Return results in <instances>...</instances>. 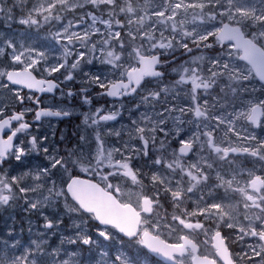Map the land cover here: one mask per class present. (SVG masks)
Masks as SVG:
<instances>
[{"label": "snow or ice", "instance_id": "1", "mask_svg": "<svg viewBox=\"0 0 264 264\" xmlns=\"http://www.w3.org/2000/svg\"><path fill=\"white\" fill-rule=\"evenodd\" d=\"M254 3L0 0V25L7 29L0 31V89L14 101L0 99V206L23 199L26 212L43 217L37 235L60 234V244L47 251L49 264H80V249L65 243L95 248V264H135L114 237L134 241L141 256L158 255L164 264H264V139L251 132L264 129V95L242 101L230 113L209 116L200 110L210 94L205 90L232 78L233 52H242L264 80V47L257 46L264 40V9L248 17L246 9ZM42 29L45 39L59 45L55 59L26 39ZM192 46L199 55L179 64L167 61L178 49L192 54ZM217 46L223 54L208 55ZM94 60L108 66L110 76L84 72ZM57 91L62 100L88 106L75 146L64 151L58 144L50 147L48 135L39 132L42 118L72 114L61 104L41 107V95ZM100 97L116 98L121 107L120 98H131L139 118L117 128L109 123L120 116L115 105L93 106ZM60 140L69 144L63 134ZM41 154L44 162L32 167L29 158ZM240 156L253 158L259 171L236 167ZM97 180L106 182L120 206L134 211L129 226L106 220L82 202L84 182ZM53 207L58 211H42ZM160 211L174 240L162 239L154 221L155 227L139 231L141 218L150 221ZM0 243V252L19 245L13 264H39L49 241L21 244L9 231Z\"/></svg>", "mask_w": 264, "mask_h": 264}, {"label": "rangeland", "instance_id": "2", "mask_svg": "<svg viewBox=\"0 0 264 264\" xmlns=\"http://www.w3.org/2000/svg\"><path fill=\"white\" fill-rule=\"evenodd\" d=\"M208 3H223V0H207ZM261 9H264V5H261L259 3V0H255V3L252 5L251 8L246 9L247 15L248 17H250L253 14H258ZM210 9H206V11H208ZM214 10V9H211ZM20 26H17V28H19ZM0 31H7V29L3 26L0 25ZM45 30H41L39 34H37L35 31H33L32 34H29L26 39L28 40L29 43H34L39 45L43 50L47 51L50 55L51 58L55 59L56 57H58L60 55V52L58 51L59 45H56L54 41L51 40V38L49 37L48 39H45ZM245 31L247 32H251L253 31L252 28H247L245 29ZM21 35H23V32H21ZM255 39V37H254ZM258 43L260 45H264V40H259ZM218 53H221L218 52ZM200 52H196V54H192V55H199ZM223 54V53H221ZM190 54L186 53L183 49H178L177 51H175L171 56L167 57V61L171 62V63H183L184 61L190 59ZM230 64L233 66V71L231 73V76H233L231 79L227 76H225L224 78L226 80H230V82H234L236 83L235 86H233V90L235 92L244 94L245 97H249V98H257L254 95V92L256 90L255 85L253 84V79H252V74L250 73V70L248 69V67L244 64H241L238 59H236V57H231L230 58ZM83 71L96 75V76H100L102 79L105 78L106 76H110V72H109V68L106 65L101 64L98 60H94V62L92 64H85L83 66ZM59 75V74H57ZM173 76V74L170 71L169 68V74L167 76V79L169 77ZM239 81H242L243 83H239ZM245 83V84H244ZM79 84V83H77ZM226 87V91L229 90V86H225V81L224 82H220L218 84H216V91L213 90H205L208 91L210 94L207 96V99L204 101V103L201 106V111H204L205 109H207V115H211L213 112H228L227 110L224 109V111L222 110L223 108L226 107L225 104V100L221 98V95L219 94L218 90H222L225 89ZM93 92H95V89L93 90ZM0 93H2V95H0V99H3L5 102L9 103L10 105L14 104V101L12 100L10 94L8 93L7 90H3L0 89ZM53 94V93H52ZM50 94V95H52ZM56 97H59V92H56ZM249 98H242L241 100L243 102H250ZM181 99H184V97H181ZM125 106L121 107L120 105V101H116V100H109L108 103L105 102H101L99 101L98 98H96V105H104L105 107L108 108H112L113 105H115L114 110L118 111L120 113L121 119L119 121H117L116 123H114L116 125L117 128H120L122 126L127 127L130 126V122L132 119H138L139 118V113L136 112V105L135 103H133L130 99H127L125 97H123ZM171 102V101H170ZM177 104H179V101H175ZM64 106V105H62ZM129 109H131V112H135L136 115L133 116ZM69 111L72 113L70 116L72 117H77L78 118V126L76 127H72V126H66V127H62L61 132L59 131V137H61V135L63 134L64 137L67 135V129L68 132L71 133V135H75L77 133H81L82 129H83V115L82 113L87 112L88 110L85 109V106H82L81 103H79V107L78 108H71L69 107ZM229 113V112H228ZM46 124H52V132H48V129H50V126L45 125ZM44 125H42V127H40L39 130H45L47 131V133L49 135H51L52 137V133L57 131V125L56 123H50V122H45ZM187 127V126H186ZM262 130V131H261ZM261 130L259 132L263 133L264 129L261 128ZM89 132H91V129H89ZM253 135L258 137V133L259 132H253L251 131ZM77 140H78V136L76 135ZM259 138V137H258ZM110 141L115 139V137H109L108 138ZM125 139H127V137H125ZM261 139H264V137H261ZM71 146H75V143H72ZM66 149V148H65ZM38 165V164H37ZM238 168H244V169H250L255 167L257 169V171H259L260 165L257 164L254 159H243V160H239V162L236 165ZM223 195V194H222ZM122 199L124 200H128V194L127 193H122ZM17 202L14 203L12 202V204L10 206H0V242L2 241H7L8 240V233L9 231H12L13 235L15 237H17L20 240L21 244H30L31 241L36 240V241H43L45 239H47L49 241V243L47 244H43L42 248L45 250V255L43 257L40 258L39 264H49L50 260L52 259L50 256L47 255V251L50 250L53 246L55 245H59L60 244V238H59V242H52V236L49 237H44V236H39L37 235L38 231H43V224L41 225V227H37V223L36 221L33 220V218L31 217H35L37 218L39 221L43 222V217L39 216V213L36 214H32L29 212H26L24 210L25 206L23 205V199H20V202L18 201V199L16 200ZM132 202H135L134 197L132 198ZM235 203V202H234ZM46 209V210H45ZM42 211L47 212V213H53L56 210L55 208H44ZM59 211H63V209H59ZM19 213L21 215V217H19V215H16V213ZM238 214L242 213V207L240 206L237 209ZM65 220L67 221V217H65ZM19 221H21L22 227L24 229L20 230L19 228L15 229V223L18 224ZM29 221H31V225L29 224ZM155 222V224H158L160 226L159 228V234L161 235L162 239L167 240L169 238V236H172L173 240L175 239V235L173 233L170 232V230L167 227V223L165 220V213L164 211H160L158 213H154L152 215V219L146 220L144 218L141 219V223H140V229L141 230H146L149 229L151 227H155V224H153L152 222ZM31 227V233H29L28 229ZM61 228H67V224H62ZM23 230L25 231V233H23ZM67 232H71L72 229L67 228L66 229ZM75 231V230H73ZM58 236H60L59 233H57ZM113 242L119 247L121 245V243H123L124 245L127 246L128 251L131 253V255L133 257H135V264H146L145 262V257L141 256L139 254V245L137 243H135L134 241H123L121 242L119 240L118 237H114L113 238ZM64 247H77L78 249H80L81 252V256H80V264H95V261L92 259L93 256H95L96 254V249L93 248L91 251L86 248L83 245H69L67 243H65L63 245ZM3 247V243H0V248ZM232 247L235 249L237 247L236 244H232ZM20 250L19 245H17L16 249H13L11 247L7 248L6 251L4 252H0V264H13L12 262V256L13 253ZM148 257V256H147ZM248 264H252V262L247 261ZM15 264H22V262L20 260H16Z\"/></svg>", "mask_w": 264, "mask_h": 264}, {"label": "flooded vegetation", "instance_id": "3", "mask_svg": "<svg viewBox=\"0 0 264 264\" xmlns=\"http://www.w3.org/2000/svg\"><path fill=\"white\" fill-rule=\"evenodd\" d=\"M259 47H264V45H260L259 43L257 44ZM193 47V53L192 54H196V52H198L199 53V51L195 48V46H192ZM221 50L219 49V47L217 46V49L216 50H208V55H216V54H218V52H220ZM187 53V52H186ZM192 54H190V55H192ZM238 56H239V53H237V52H233V54H232V56L231 57H236V59H238ZM239 61V60H238ZM240 62V61H239ZM241 64H243L242 62H240ZM245 65V64H244ZM249 69V68H248ZM250 70V69H249ZM250 73L252 74V72H251V70H250ZM252 76H253V74H252ZM228 77V76H227ZM233 77V76H232ZM252 79H253V84L255 85V88H256V90H255V92H254V95L258 98L259 96H261V95H264V85L263 84H261V83H259L258 81H257V79L253 76L252 77ZM225 81V86H229V90H227L226 91V87H225V89H222V90H218L219 91V94L221 95V98L222 99H224L225 100V104H226V107L225 108H223L222 110L224 111V109L225 110H227L229 113L232 111V109H233V107L234 106H238L241 102H242V98H249V97H245L244 96V94H241V93H238V94H236V95H234V93H236L235 91H232L233 90V86H235L236 85V83H234V82H230V80H226L225 78H223V81L222 82H224ZM239 83H243L242 81H239ZM245 84V83H244ZM79 87H80V84H76L75 85V88H76V90H78L79 89ZM210 90H213V91H216L217 89H216V85H215V87H213L212 89H210ZM65 91H66V89H65ZM57 92H59V91H57ZM37 95H41V94H37ZM56 95V93H53L52 95H48V94H42L41 95V98H42V100H43V104L41 105V107L42 108H51V106L52 105H54V104H61V105H64V106H68V107H71V108H78L79 107V103H80V101L78 100V99H72V100H69V99H67V98H64L63 100H62V98L59 96V97H56L55 96ZM125 98H127V99H130V98H128V97H125ZM99 99V101H101V102H105V103H108L109 102V100L106 98V97H100V98H98ZM120 99H123V98H120ZM116 101H119L118 99H116ZM14 105V104H13ZM96 105V99H94L93 100V106H95ZM85 109H87L88 110V106H85ZM29 119H31V117H29ZM121 119V117H118L117 118V121H119ZM50 122V123H56V125H57V131L55 132V137H51V135H49L48 133H47V131H45V130H39V132H40V134H46V135H48V144H49V146L51 147V146H53L54 144H58L59 145V148H60V151H64L65 150V148L66 147H68L69 145L71 146V144L72 143H76L77 142V137H76V135H71V133L70 132H68V129H67V135L65 136V138H66V140L67 141H69V144H65L64 142H62L61 140H60V137H59V131L61 132V129H62V127H66V126H72L73 128L74 127H76V126H78V118L77 117H72V116H69L68 118H66V119H61V120H57V119H53V118H42V125H44V123L45 122ZM117 121H114V122H109V123H112V124H114V123H116ZM45 125H47V126H50V129H48V132H52V124H46L45 123ZM67 128V127H66ZM261 130V128H254V129H251V131H253V132H259ZM262 131V130H261ZM6 136H7V132L4 134V138H6ZM258 137L259 138H261V137H264V132L263 133H261V132H259L258 133ZM245 158H249V159H253V158H251V157H245V156H240L239 157V160H243V159H245ZM29 161H30V164H31V166L32 167H35V166H37V164L39 165V164H41V163H43L44 161H43V159H42V154H41V157H39V158H32V157H30L29 158ZM29 161H26L25 163L26 164H28L29 163ZM237 167V166H236ZM92 178L91 177H89V180H91ZM95 183H97L100 187H101V189L106 193V194H109V195H111L115 200H116V198L112 195V193H111V191L109 190V188L107 187V184H106V182H104V181H100V180H97V181H95ZM220 195H222L223 194V190H221V192L219 193ZM121 198H122V196H121ZM17 200V199H16ZM16 200H14L13 202L14 203H16L17 201ZM18 201L20 202V199H18ZM23 205H24V203H23ZM242 207V206H241ZM53 208H55V207H53ZM52 208V209H53ZM46 210V209H45ZM57 210V209H56ZM16 213V212H15ZM16 215H19V217H21V215L19 214V213H16ZM31 218H33V220L34 221H36V223H37V226H36V228L37 227H41V225L43 224V222L42 221H39L37 218H35V217H31ZM142 219V218H141ZM141 223V222H140ZM15 229H17V228H19L20 230H22V229H24L23 227H22V224H21V221H19V223L18 224H16L15 223V227H14ZM114 230V229H113ZM145 230V229H144ZM144 230H141L140 229V225H139V231L142 233ZM225 231H229V230H227V229H225ZM23 233H25V231L23 230ZM59 240V236L56 234V235H53L52 236V239H51V241L52 242H59L58 241ZM124 241H126V242H129L128 240H124ZM148 259H150V258H148V257H145V262H146V264H149V261H148ZM153 260V259H152ZM244 264H248V262L247 261H245L244 262Z\"/></svg>", "mask_w": 264, "mask_h": 264}, {"label": "water", "instance_id": "4", "mask_svg": "<svg viewBox=\"0 0 264 264\" xmlns=\"http://www.w3.org/2000/svg\"><path fill=\"white\" fill-rule=\"evenodd\" d=\"M258 46V45H257ZM259 47V46H258ZM243 53L239 52L238 60L245 64L252 72L253 76L257 79V81L264 85V80L260 79L261 73L258 72L255 68L252 67L242 58ZM24 91H27L26 89ZM48 95L52 93H46ZM108 100H116V98H108ZM44 118H53V119H62L66 117H44ZM85 191L80 193V199L87 207L94 208L98 210L102 217L106 220L114 221L118 226L127 227L129 226L134 218V211L132 209H124L120 206L117 201L109 194H106L101 187L97 183L88 184V182H84ZM127 239V238H125ZM128 240V239H127ZM152 258L159 260L164 263L163 259L158 255H154L152 253H148Z\"/></svg>", "mask_w": 264, "mask_h": 264}, {"label": "trees", "instance_id": "5", "mask_svg": "<svg viewBox=\"0 0 264 264\" xmlns=\"http://www.w3.org/2000/svg\"><path fill=\"white\" fill-rule=\"evenodd\" d=\"M168 79H169V80L173 79V76L169 77ZM151 260H152V259H148L149 264H150V261H151Z\"/></svg>", "mask_w": 264, "mask_h": 264}, {"label": "bare ground", "instance_id": "6", "mask_svg": "<svg viewBox=\"0 0 264 264\" xmlns=\"http://www.w3.org/2000/svg\"><path fill=\"white\" fill-rule=\"evenodd\" d=\"M66 118H68V117H66ZM66 118H62V119H66ZM58 120H61V119H58Z\"/></svg>", "mask_w": 264, "mask_h": 264}]
</instances>
